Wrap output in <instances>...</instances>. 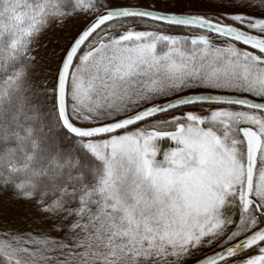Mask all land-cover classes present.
I'll return each instance as SVG.
<instances>
[{
	"label": "snow or ice",
	"instance_id": "1",
	"mask_svg": "<svg viewBox=\"0 0 264 264\" xmlns=\"http://www.w3.org/2000/svg\"><path fill=\"white\" fill-rule=\"evenodd\" d=\"M0 264H264V0H0Z\"/></svg>",
	"mask_w": 264,
	"mask_h": 264
}]
</instances>
